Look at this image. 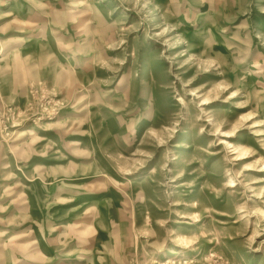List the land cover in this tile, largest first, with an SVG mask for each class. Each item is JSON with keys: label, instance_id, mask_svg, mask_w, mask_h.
Wrapping results in <instances>:
<instances>
[{"label": "rangeland", "instance_id": "rangeland-1", "mask_svg": "<svg viewBox=\"0 0 264 264\" xmlns=\"http://www.w3.org/2000/svg\"><path fill=\"white\" fill-rule=\"evenodd\" d=\"M261 163L264 0H0V264H264Z\"/></svg>", "mask_w": 264, "mask_h": 264}, {"label": "bare ground", "instance_id": "bare-ground-1", "mask_svg": "<svg viewBox=\"0 0 264 264\" xmlns=\"http://www.w3.org/2000/svg\"><path fill=\"white\" fill-rule=\"evenodd\" d=\"M224 88H226V87H224ZM226 90H228V88H226ZM201 100H202L201 103H200L201 105H207V104L210 103L208 96L206 98H202ZM234 131H235V128L233 127V130H231V131H223V130H221L220 132H221V136L229 138V137L233 136ZM228 143L229 142H227L226 144H228ZM232 147H233V150H234L233 153L235 154V159H234L235 161L243 160L245 158H248V154H247L246 151H243V149H240L238 147H234V145H232ZM255 166L256 165H254V164H248L242 170L243 171H256V172L264 171V163L259 164L257 166V169H254ZM229 182H230V184L228 185L229 187L236 186V184L234 183V180L230 179Z\"/></svg>", "mask_w": 264, "mask_h": 264}]
</instances>
